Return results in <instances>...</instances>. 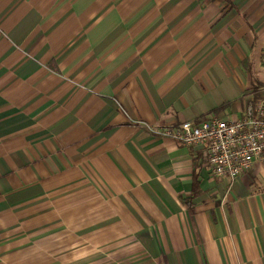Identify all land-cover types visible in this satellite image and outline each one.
Masks as SVG:
<instances>
[{"label":"crops","instance_id":"1","mask_svg":"<svg viewBox=\"0 0 264 264\" xmlns=\"http://www.w3.org/2000/svg\"><path fill=\"white\" fill-rule=\"evenodd\" d=\"M260 100L264 0H0V264H264V163L150 131Z\"/></svg>","mask_w":264,"mask_h":264},{"label":"built area","instance_id":"2","mask_svg":"<svg viewBox=\"0 0 264 264\" xmlns=\"http://www.w3.org/2000/svg\"><path fill=\"white\" fill-rule=\"evenodd\" d=\"M150 131L189 148L201 146L205 166L215 178L234 181L256 163H264V100L248 101L239 117L211 116Z\"/></svg>","mask_w":264,"mask_h":264},{"label":"trees","instance_id":"3","mask_svg":"<svg viewBox=\"0 0 264 264\" xmlns=\"http://www.w3.org/2000/svg\"><path fill=\"white\" fill-rule=\"evenodd\" d=\"M201 1V3H204V2H206V3H208L209 1H211V0H200ZM220 110H215V111H213V114L214 115H216L218 112H219ZM207 118H205V119H203V120H206Z\"/></svg>","mask_w":264,"mask_h":264}]
</instances>
